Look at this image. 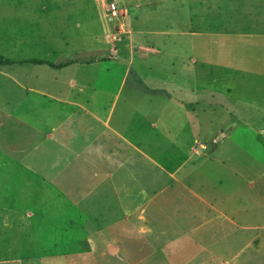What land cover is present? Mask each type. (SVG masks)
Listing matches in <instances>:
<instances>
[{"label":"rangeland","instance_id":"374dc122","mask_svg":"<svg viewBox=\"0 0 264 264\" xmlns=\"http://www.w3.org/2000/svg\"><path fill=\"white\" fill-rule=\"evenodd\" d=\"M167 1L145 6L157 12L146 21L152 30L170 31L189 45L196 36L204 49L170 54L156 44L134 42V57L146 59L143 74L151 73L143 75L141 85H134L133 69L120 80L122 65L97 64L120 61L119 42L140 22L128 0L101 1L99 27L89 45L74 22V36H62L60 43L52 38V51L7 54L13 63L0 68L3 88L10 85L4 77L21 76L19 66L27 60L53 63L62 50L82 69V82H95L84 92L76 89L74 101L86 99L84 106L104 117L96 118L100 126L89 136L82 131L92 119L84 111L77 117L83 124L73 123L70 138L42 140L22 124L20 141L0 136V144L15 145L13 153L25 152L28 162L12 165V190H5L10 166H2L6 149L0 148V264H250L248 231L214 215L186 176L216 160L230 167L223 175H232L231 169L244 179L264 173V75L247 66L249 58L263 61L264 0ZM65 7L73 11V5ZM157 74L168 81L174 75V99L171 84H159ZM5 93L0 109L18 108ZM38 97L24 107L31 118L47 116L31 110ZM103 120L128 135L126 146L118 147L120 136L106 134ZM0 129V134L8 131ZM131 129L142 133L135 136ZM13 135L18 136L16 129ZM24 170L27 191L19 180Z\"/></svg>","mask_w":264,"mask_h":264},{"label":"crops","instance_id":"0c3cea01","mask_svg":"<svg viewBox=\"0 0 264 264\" xmlns=\"http://www.w3.org/2000/svg\"><path fill=\"white\" fill-rule=\"evenodd\" d=\"M101 1L0 0V57L10 61L9 63L0 64V68L6 69L13 63L8 58V53L41 54L52 51L53 49L49 48L52 38L55 42L58 41L60 43L63 40L62 36H74V22L78 26L76 29L86 34L88 38L86 44L89 45V36L99 27L95 22L97 20V23H99V19H101L99 7ZM128 2H133L135 6L133 14L139 18L140 22L136 24V28L130 36L119 42L120 61L113 62L103 59L97 63H108L109 66L112 63L113 65H122L123 72L121 73L120 80H122L123 75H128L130 70L133 69L134 85L142 84L144 75L143 67L145 65L143 63L146 59L140 54L137 58L134 57L132 50L134 42L141 46L145 44H156V49L170 54L181 52L184 54H199L204 49V45L201 44L199 38L196 36H193V44L189 45L185 43V40H176L174 37L175 34L170 31L159 32L152 30V23H147L146 21H151L150 19L157 12L145 6L156 4L155 0H128ZM158 2L161 4L168 3L167 0H158ZM68 4L73 5V11L67 12L65 6ZM46 10L51 11L47 12ZM165 14H169V12ZM141 20L145 21L146 24H142ZM57 51L62 53L60 56H57L58 61L51 63L48 60H39L43 61L41 63L33 62V60L38 61V59H29L27 60L28 63L26 66H19L21 76H3L7 78L10 85L8 88H3L0 84V97L3 91L4 93L6 92L5 96H13L15 103L18 101L19 107L17 108V104H11L10 106H6L5 110L0 109V128L7 127L8 130L0 134V136H5L6 134L5 137L7 139L11 138V141L15 139L20 141V124H22L21 126L27 129V131L39 134L37 138H41L42 140L46 138H70L73 123L74 125L77 123L83 124L81 119H77L80 111H84L92 119V123L88 122L86 129L84 128L82 131L87 136L93 132L95 127L100 126L96 118L101 119L104 116L96 115L93 110L84 106L85 103L89 104L86 99L83 98L85 103L74 101V91L76 89L84 92L85 88H87L86 85L93 86L95 82H88V84L86 80L82 82L78 78L80 75L79 72L82 70L80 66L68 58L69 56L67 54H63L62 50L57 49ZM64 52L68 53V49ZM262 52L264 55V38ZM148 57L152 59L150 55ZM40 66H44L45 69H41L42 67ZM247 66L249 69L261 70L262 75H264V57L263 61H251L249 58ZM148 74L151 73L148 71L144 76H148ZM157 76L159 77L158 80H161L159 84H164V81L167 80L164 74L162 76L161 74H157ZM0 78L2 77L0 76ZM166 82L171 84V94L169 97L174 99V75H172L171 81L167 80ZM7 92L10 93L7 94ZM34 95L39 96V100L36 103L37 105L35 104L36 106L32 105L31 110L40 109L47 114L45 118H31L33 116L24 108ZM55 101L60 104H66L68 106L67 109L50 104ZM74 104L76 107H74ZM22 107L23 109L21 110L20 108ZM110 117L111 115L109 114L106 118ZM94 121L96 122L95 124L93 123ZM107 121L103 120V125H109V128H105L106 134L108 136L111 134L120 136L124 140L116 142L118 147L126 146L128 135L122 134L119 127H115L110 123L108 124ZM15 129L18 134L17 137L13 135ZM131 130L135 133V136L136 134L142 133V130L137 132L136 130ZM261 139L264 140V136ZM128 142L134 147H141V143L138 141ZM25 146L26 144H18L16 148L24 149L26 148ZM14 147L15 145L8 141L6 144H0L1 149H6V156L2 166H10L8 172L5 174V183L2 187L5 190H12V165L16 163L26 166L28 164L25 156H23L25 152H17L14 154ZM215 163L212 167H206L203 164L194 168L193 171L188 172L186 176L187 184L196 195L212 204L214 209L212 213L214 215L229 219L237 229H246L248 231L249 235L246 238L247 245L245 250L249 253L250 264H256L254 262L252 263L251 256L258 257L264 261V173L257 174L249 179H244L242 177L240 178L239 173H236V169H231L232 175L231 173L223 175L225 169L230 170L229 165L222 160H216ZM24 173L26 175L24 179L21 176L22 174H20L19 180L26 183L25 190L27 191V182L29 179L26 170H24Z\"/></svg>","mask_w":264,"mask_h":264},{"label":"trees","instance_id":"16d2710c","mask_svg":"<svg viewBox=\"0 0 264 264\" xmlns=\"http://www.w3.org/2000/svg\"><path fill=\"white\" fill-rule=\"evenodd\" d=\"M6 62H10L9 60H4L2 57H0V64H4V63H6ZM33 62H41V63H43V61H37V60H33Z\"/></svg>","mask_w":264,"mask_h":264},{"label":"water","instance_id":"95a60500","mask_svg":"<svg viewBox=\"0 0 264 264\" xmlns=\"http://www.w3.org/2000/svg\"><path fill=\"white\" fill-rule=\"evenodd\" d=\"M223 134H226V133L223 132ZM223 134H219V135L217 136L216 140H220V138L222 137Z\"/></svg>","mask_w":264,"mask_h":264},{"label":"bare ground","instance_id":"6f19581e","mask_svg":"<svg viewBox=\"0 0 264 264\" xmlns=\"http://www.w3.org/2000/svg\"><path fill=\"white\" fill-rule=\"evenodd\" d=\"M123 55V54H122Z\"/></svg>","mask_w":264,"mask_h":264}]
</instances>
